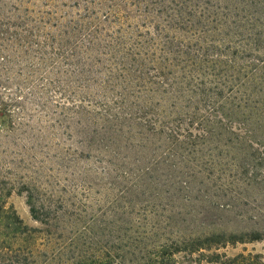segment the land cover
Returning a JSON list of instances; mask_svg holds the SVG:
<instances>
[{
    "label": "trees",
    "instance_id": "trees-1",
    "mask_svg": "<svg viewBox=\"0 0 264 264\" xmlns=\"http://www.w3.org/2000/svg\"><path fill=\"white\" fill-rule=\"evenodd\" d=\"M8 1L0 0V264H264L263 254L228 252L264 243V0L98 4L101 13L84 16L85 40L73 21L53 34L56 14L36 17L25 0ZM76 56L102 65L84 72L93 86L81 101H102L87 118L44 88L66 94L82 81L49 82L31 66L57 72ZM13 85L33 98L6 102ZM72 120L92 130L90 147L95 126L110 132L97 152L107 167L81 169L83 154L66 144L83 135ZM129 149L139 156L119 154ZM13 193L27 195L42 228L9 204ZM238 220L254 228L228 229Z\"/></svg>",
    "mask_w": 264,
    "mask_h": 264
},
{
    "label": "rangeland",
    "instance_id": "rangeland-1",
    "mask_svg": "<svg viewBox=\"0 0 264 264\" xmlns=\"http://www.w3.org/2000/svg\"><path fill=\"white\" fill-rule=\"evenodd\" d=\"M9 3L12 2V0L8 1ZM25 2H27V4L25 5H21L20 7L22 8V10H29L30 12H33L32 14L34 16H41V13L44 12L46 14V12H50L53 14L57 15V19H55V21L53 19H51V21H49V25H48V31L52 32L53 34L58 33L57 29L55 27H53L54 25H56L57 23L60 24H68L69 21H73V24L75 27H78V29L81 31V34H79V36L82 38V40H85V34L87 32L83 31L84 28L89 27V22L87 24V20L84 18V16H86L87 14V10H95L98 11L99 6L98 4L101 6H103V8L106 6H110L111 4H119L121 5L123 8H129V10H134L133 7L128 6V2L127 0H113V3L110 2V0H25ZM97 4V5H96ZM100 11V10H99ZM101 13V11H100ZM100 15V14H99ZM84 18V19H83ZM60 20V21H59ZM72 24V25H73ZM52 25V26H51ZM134 27V26H132ZM20 31V29H17ZM143 31H146V29H142ZM151 31V33H155V30L152 29V26H149L148 31ZM39 39V38H38ZM42 39V38H41ZM40 39V40H41ZM86 44V43H85ZM58 61V60H57ZM94 61V60H93ZM94 62H91V60L83 58L81 56H76L74 59H72V61H68V62H61L58 63L56 67L59 68L60 70H58L57 72L53 71V69H51L50 64H34L31 65L29 64V66L31 65L34 69L33 70H38L39 72V77H44L46 79H48V81L50 82L51 80H55V77L58 76H64L68 78L69 82H74V81H82V83H84L85 86L84 88H81L82 86L78 87L76 85H73V88H71L70 91H68L66 94L62 93L63 90L58 88V85H56V88H52L50 86H46L44 88L48 89V92L50 94V96L53 98L54 100V104H58V105H63V106H68V108L70 107L71 109L76 108L77 106L79 107V111L83 112V117L82 118H87L89 117L87 112L85 111H89V112H94L95 110H99L98 109V105H96L97 102L102 103V101L100 100H96V98L91 97L88 101H81V100H85V96H87L88 93V88H92V83H90V85L87 83L88 80L91 79V77H87L88 73L84 74L85 71L87 70H91V71H95L97 68L101 69L102 65H95L93 64ZM36 66V67H35ZM30 68V67H29ZM18 71V69H15ZM29 71V69H28ZM28 72L24 71V74L21 76L20 80H24L27 79L28 76L27 75ZM84 74V75H83ZM96 78V77H95ZM107 79V77H102L100 78V80H105ZM95 85V84H94ZM16 85L13 86H9L7 90H3V96L5 97L6 102L10 101L11 99L16 100L18 99L19 102H23L25 103V101L28 98H33L32 97V93L30 90H24L22 93L19 94V91L15 89ZM78 94L79 96L75 97L76 99H72V102H69L68 99H66V97L69 95H75ZM84 96V97H83ZM110 101H106V104H108L111 108H112V112L114 114H117V107L113 104V99L115 100V98H113L111 96V98H109ZM74 104V106H73ZM84 108V109H82ZM13 110H15L16 112L18 111L17 108L13 107L11 108ZM90 121V120H89ZM72 125L75 126L76 128V124H75V120L71 121ZM99 126H95L94 130L96 132L95 134V142L93 143V145L90 147L87 145V142L85 140V135L90 132L91 134V129H83L80 126L78 129L80 130V134L83 135H77L75 136V138L72 141H66L67 143H71L72 144V148L74 150H76L75 152H78L82 155V160H80V167L81 169H85V170H94L95 173H97L99 170H102V168L104 166H108L105 162H102L101 164L98 163L99 161H97L98 157L100 158L101 156L98 155L97 152H99V147H103L104 143L102 141L103 140H107V136H109L110 132L104 131V130H100V124H98ZM85 134V135H84ZM63 137V136H62ZM64 139V137H63ZM257 147V146H256ZM258 149H260L262 151V154L264 153V139L261 141V147H258ZM138 152V153H137ZM109 154L111 153H107V160L110 159ZM119 154L121 155H129L131 158H136V156H139V151L136 149H129V150H121L119 151ZM139 158V157H138ZM106 160V159H104ZM118 164L119 162H123L121 158L115 160ZM251 161V160H249ZM113 167L115 166L112 165ZM99 168V169H98ZM122 170H128L125 169L124 167L120 169L119 172H121ZM103 172V171H102ZM9 204L12 205L16 211L18 212V214L20 215V217L24 220V222L29 225L30 227H34V228H42L43 225L36 221L32 214H31V210H30V206L28 204V198L26 194H18V193H13L12 196L10 197V199L8 200ZM234 228H238L239 230L243 229V228H254V226H251L249 224V222H241L240 220H238L236 225H233L232 227L228 228L230 230L234 229ZM235 230V229H234ZM244 250H247L248 252H255L258 254H263L264 255V243L261 242H256L253 244H246V245H238L236 248H229L228 252L231 255H235L241 252H244Z\"/></svg>",
    "mask_w": 264,
    "mask_h": 264
}]
</instances>
